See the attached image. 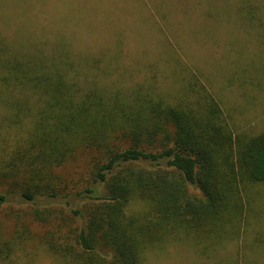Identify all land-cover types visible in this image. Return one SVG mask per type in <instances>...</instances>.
<instances>
[{
    "label": "trees",
    "instance_id": "trees-1",
    "mask_svg": "<svg viewBox=\"0 0 264 264\" xmlns=\"http://www.w3.org/2000/svg\"><path fill=\"white\" fill-rule=\"evenodd\" d=\"M29 1L0 0V25L11 18L3 8L21 7L13 35L0 32V204L20 200L50 223L46 247L63 264H141L149 248L232 234L250 185L264 186V131L233 128L187 67L171 74V98L155 75L105 83L121 32L91 50L76 44L79 27H96L67 0L51 25ZM81 153L87 177L64 179L58 170Z\"/></svg>",
    "mask_w": 264,
    "mask_h": 264
},
{
    "label": "rangeland",
    "instance_id": "rangeland-1",
    "mask_svg": "<svg viewBox=\"0 0 264 264\" xmlns=\"http://www.w3.org/2000/svg\"><path fill=\"white\" fill-rule=\"evenodd\" d=\"M44 1L43 5L30 0L32 6L28 9L31 16L51 25L56 18L53 15L63 11V6H58V0ZM67 3L96 27L88 34V29L80 26V42L76 44L95 50L119 32L122 34L121 52L109 58L113 70L103 78L105 83L116 79L119 82L121 78L124 86H130L155 75L157 85L167 90L171 98L179 90L174 84L176 90L172 89L171 74L175 68L180 71L187 67L213 94L233 128L250 134L264 131V0H67ZM16 6L2 9L11 15L6 24L0 25L3 35L12 36L21 22V7ZM249 8L254 13L252 19ZM113 33L116 34L112 37ZM165 42L169 49L160 54ZM155 60L157 68H153ZM88 160V154H78L58 173L66 180L83 182ZM249 193L252 199H241L243 212L239 221L233 220L236 223L232 234L212 245L200 240L196 244L171 242L162 250L149 248L141 264H264V186L252 184ZM27 206L20 200L0 204V248H11L7 258H0V264H63L46 247L47 232L53 227L50 223L32 221L25 214ZM14 230L23 233L21 240H12ZM65 241L64 236L58 239L60 245ZM6 242H11V246ZM205 247L208 248L202 254Z\"/></svg>",
    "mask_w": 264,
    "mask_h": 264
}]
</instances>
